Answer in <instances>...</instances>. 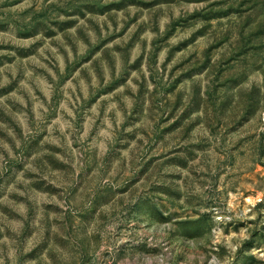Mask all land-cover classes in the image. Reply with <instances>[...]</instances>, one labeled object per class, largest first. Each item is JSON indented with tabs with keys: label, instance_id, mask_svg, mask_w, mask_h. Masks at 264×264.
<instances>
[{
	"label": "rangeland",
	"instance_id": "374dc122",
	"mask_svg": "<svg viewBox=\"0 0 264 264\" xmlns=\"http://www.w3.org/2000/svg\"><path fill=\"white\" fill-rule=\"evenodd\" d=\"M0 264H264V0H0Z\"/></svg>",
	"mask_w": 264,
	"mask_h": 264
}]
</instances>
